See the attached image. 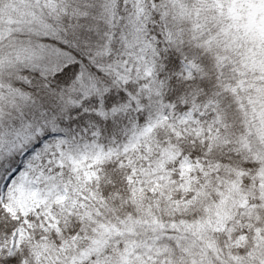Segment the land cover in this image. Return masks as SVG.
I'll use <instances>...</instances> for the list:
<instances>
[{
  "label": "snow or ice",
  "instance_id": "obj_1",
  "mask_svg": "<svg viewBox=\"0 0 264 264\" xmlns=\"http://www.w3.org/2000/svg\"><path fill=\"white\" fill-rule=\"evenodd\" d=\"M0 264H264V0H0Z\"/></svg>",
  "mask_w": 264,
  "mask_h": 264
}]
</instances>
